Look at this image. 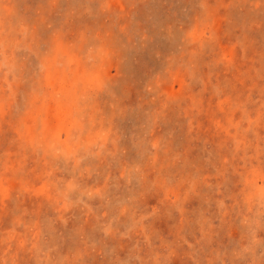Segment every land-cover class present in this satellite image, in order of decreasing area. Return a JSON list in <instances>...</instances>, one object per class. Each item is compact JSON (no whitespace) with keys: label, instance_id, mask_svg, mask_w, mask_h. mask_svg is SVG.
Listing matches in <instances>:
<instances>
[{"label":"rangeland","instance_id":"1","mask_svg":"<svg viewBox=\"0 0 264 264\" xmlns=\"http://www.w3.org/2000/svg\"><path fill=\"white\" fill-rule=\"evenodd\" d=\"M0 264H264V0H0Z\"/></svg>","mask_w":264,"mask_h":264},{"label":"clouds","instance_id":"2","mask_svg":"<svg viewBox=\"0 0 264 264\" xmlns=\"http://www.w3.org/2000/svg\"><path fill=\"white\" fill-rule=\"evenodd\" d=\"M115 78V77H114Z\"/></svg>","mask_w":264,"mask_h":264}]
</instances>
